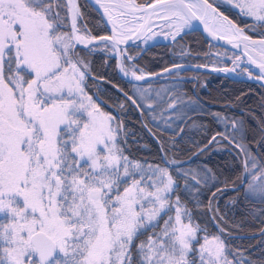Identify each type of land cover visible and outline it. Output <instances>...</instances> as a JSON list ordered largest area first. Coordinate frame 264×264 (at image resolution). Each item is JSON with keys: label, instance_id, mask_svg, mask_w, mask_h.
<instances>
[{"label": "snow or ice", "instance_id": "snow-or-ice-1", "mask_svg": "<svg viewBox=\"0 0 264 264\" xmlns=\"http://www.w3.org/2000/svg\"><path fill=\"white\" fill-rule=\"evenodd\" d=\"M96 2L112 24L111 35L97 38L86 25L82 28L76 0H0V264H237L235 257H242V252H233L221 235L209 237L207 229L192 223L176 195L178 177L167 167L132 162L124 154L119 143L121 134H127L124 123L101 111L86 92L90 67L79 46L109 41L104 47L123 57L126 49L120 45L134 36H157L167 28L165 39L175 41L191 19L203 22L210 17L217 26L205 25L209 36L227 39L233 47L243 43L248 62L264 80V39L251 40L209 0ZM225 2L264 28V0ZM69 18L70 30L63 31ZM156 20L164 21L158 25L161 32L153 31ZM256 44L259 61L249 54V45ZM118 67L124 76L146 79L134 64L126 67L121 59ZM138 91L139 101L125 96L143 116V108L154 110L155 105L147 98L148 89ZM177 103L169 97L164 111L175 110ZM214 115L224 120L225 131L197 146L198 153L222 140L233 145L240 170L223 181L224 188L239 193L245 185L246 198L264 203V163L242 137L237 139L242 124L231 121L234 131H229L227 118ZM260 142L264 143V121ZM161 150L167 151L163 142ZM183 176L195 185L217 180L211 168L203 175L190 170ZM221 191L217 185L216 192ZM208 207L218 211L212 201ZM200 232L205 233L202 243ZM239 264L254 262L244 258Z\"/></svg>", "mask_w": 264, "mask_h": 264}, {"label": "trees", "instance_id": "trees-1", "mask_svg": "<svg viewBox=\"0 0 264 264\" xmlns=\"http://www.w3.org/2000/svg\"><path fill=\"white\" fill-rule=\"evenodd\" d=\"M137 1L144 3L148 0ZM209 1L240 27L246 28L250 22L237 10L228 9L216 0ZM79 4L83 22L92 35H107L108 30L93 8L85 0H80ZM62 30L68 31L69 28ZM249 34L253 37H264V28L258 27ZM178 46L187 47L191 54L189 59H197L199 63H207L210 58L207 40L198 32H190L175 44H158L148 48L138 55L136 64L151 74L163 71L175 63L173 57ZM129 53L136 54L137 50L130 48ZM81 56L89 61L90 72L95 77H87L86 92L93 97L101 111L119 118L124 123L127 134H121L119 143L129 160L167 167L174 177H178L176 195H179L181 203L190 212L192 223L199 225L201 229H207L209 237L221 235L233 252H242V257H235L237 264L244 258L254 264H264V203H261L259 198H246L243 191L245 185H242L241 191L237 193L230 187L224 188L223 184L226 179L235 178L240 170L238 149L223 140L220 145H209L203 153H198L197 147H203L217 132L225 131L224 120L214 115L219 114L220 117L227 118L229 131H234L230 128L231 121L242 124L237 139L242 137V142L248 145L257 160L264 163V143L260 142L264 121V87L253 82L194 72H185L186 75H193V80L167 79L145 85L156 90L162 87L167 89L164 100L157 101L154 114H148L149 112L142 109L145 113L143 122L152 130L157 142L144 128L130 101L120 93L122 90L135 98L131 91L133 85L119 78L115 58L105 55L102 51L81 50ZM169 97L178 99V107L164 111ZM121 104L125 106L123 109L120 108ZM153 115L156 120L161 121L159 124L153 121ZM169 115L171 119H168ZM162 142L167 151L161 150ZM172 159L181 163L171 166L165 162ZM206 168H211L217 176V180H209L207 186L203 183L195 185L190 178L183 176L184 172L190 170L203 174ZM217 185L223 191L216 192ZM213 192H216L215 197L212 196ZM209 201H212L213 209H218L217 212L209 210ZM218 228L225 229L224 233H220ZM204 234L198 233L201 243ZM237 235L245 237L237 238Z\"/></svg>", "mask_w": 264, "mask_h": 264}, {"label": "water", "instance_id": "water-1", "mask_svg": "<svg viewBox=\"0 0 264 264\" xmlns=\"http://www.w3.org/2000/svg\"><path fill=\"white\" fill-rule=\"evenodd\" d=\"M85 1L95 10V12L98 14V16L101 18V20L103 21L104 25L108 29L109 35H111L112 34V24L109 23L108 17L104 13V9H102L99 6V4H97L96 0H85ZM150 2H152V0L147 1L144 4H147V3H150ZM76 3H77V5L79 7V10H80L79 0H76ZM217 10L219 12H221L222 14H224L218 8H217ZM80 12H81V10H80ZM68 23H69V29H70V18L68 19ZM78 23H79V21H78ZM233 23L236 24L234 21H233ZM157 24H158V20H156L155 23H154V25H153V31L155 30ZM205 25H207V24L204 21L202 22L201 20L191 19L189 26H186V28L181 32L180 36H178L176 39H178L179 37H181L182 35H184V34H186L188 32H192V31L199 32L211 44H213L215 46H218L220 48H224V49L232 52L236 57H239V59L245 65L250 66L252 68H255V69H257L260 72V70L256 67V65L251 64V63L248 62V56L245 55V48H244V44L243 43H241L239 47H233V45L231 43H229L227 39L214 40L211 36H209L208 32L205 31ZM207 26L209 28H213V27H210L209 25H207ZM237 27H239V26L237 25ZM244 34L245 35H248L245 32H244ZM148 36H151L150 39H154L155 44H163V43H166L165 41H158V39H155L154 36H152L151 33H148L146 36L142 34L139 38H137V37L134 36L133 37V40H129L127 42V44H122V45H120V47H121V49H126V50L128 48H130V47H135V46L139 45L140 43L144 42L145 40H147L148 39L147 38ZM248 36L250 37L251 40H256V41H259L261 39H264V38H254V37H251L250 35H248ZM97 38H99V37H97ZM102 43H108V44H110L109 41H101V40L97 39L96 41H94V43L92 45H89V48H83V46H79V48L82 49V50H89L90 48L96 47L97 45L102 44ZM249 49H250L249 54L252 55L255 59H257L259 61L260 60V45L259 44L249 45ZM115 59H116V69H117L118 76L120 77V79L124 80L127 83H131V84H143V83L158 81V80L162 79V77L168 73V72H165V71H161V72H158V73H155V74H151V75L146 76V79L145 80L137 81V80L133 79L132 77L124 76V74L120 71V68L118 67V63L121 61V59H123V57H120L118 55H115ZM171 68L172 69H175L174 67H171ZM212 69L213 68H210V67L209 68H202V67H193L192 68V70L195 71V72L222 73V71H213ZM232 72H234V71H232ZM89 77L95 78L92 74H90ZM236 80H239V81L245 80V81H249V82H254V83L260 84V85H262L264 87V80L259 79V78L236 79ZM120 93L123 95V97H126L125 96V92H123L122 90H120ZM134 108L138 112L140 118H142L141 109H137L135 106H134ZM215 225L217 226V224H215ZM236 237L237 238H242V237H245V236H243V235H237Z\"/></svg>", "mask_w": 264, "mask_h": 264}, {"label": "rangeland", "instance_id": "rangeland-1", "mask_svg": "<svg viewBox=\"0 0 264 264\" xmlns=\"http://www.w3.org/2000/svg\"><path fill=\"white\" fill-rule=\"evenodd\" d=\"M216 1H219V3L220 4H222L223 6H226V8H228V9H230V8H232L233 10H237V12H239V10L238 9H236V8H234V7H232L230 4H228V3H226L225 2V0H216ZM61 15H62V17H63V15H64V11H62L61 12ZM241 15V14H240ZM242 17H245V16H243V15H241ZM245 19H248V20H250V22L247 24V26H246V28L245 29H247L248 30V32H252V31H255L258 27H260L259 26V24L256 22V21H254V20H252L251 18H248V17H245ZM156 30H158V32H161V29L158 27V28H156ZM168 31V29L167 28H165V29H163V32H162V36H161V38L163 39V40H171V38L169 37L168 39H165V35L163 34V33H166ZM105 49V48H104ZM184 51H186V49L185 48H183V46H178L176 49H175V52H174V56L175 57H173L174 58V62H177L178 60H180L179 58H181V59H183L182 57H180L179 56V54H181V53H183ZM175 53H177V55L175 54ZM179 56V57H178ZM87 60V59H86ZM88 61V60H87ZM88 63H89V61H88ZM131 65H133V63L131 62L129 65L128 64H125V66L126 67H130ZM136 66V65H135ZM89 67H90V63H89ZM136 68L137 69H140L139 67H137L136 66ZM175 75V77H178V76H181L182 74H181V72H178V75H177V73H175L174 74ZM138 89H140V90H142V89H148V93H149V95H148V99L149 100H151L153 103H154V105H155V108H157L156 107V105H158V103H157V101H159V102H161V101H163L164 100V98H165V94H166V92H167V89H166V87H162V88H160L159 90H156L154 87H152V86H132V88H131V91H132V93L137 97V99H138V101L140 100V92L138 91ZM157 94H159V95H157ZM179 106H181V103L179 104ZM178 107V106H177ZM155 108H154V110H149V109H147V108H143L145 111H147V112H150L151 111V113H155ZM176 120H180V119H176ZM155 123H157V124H159L160 122L158 121V120H153ZM129 133L131 134V133H133V132H131V131H129ZM134 134V133H133ZM218 150L219 151H222L220 148H218ZM171 161V160H170ZM170 161L168 162V163H170ZM170 164H172V163H170ZM175 165V164H174ZM197 172V171H196ZM201 175H203L202 174V172H199ZM254 198H256V197H254ZM230 259H232V256H230L229 257Z\"/></svg>", "mask_w": 264, "mask_h": 264}, {"label": "bare ground", "instance_id": "bare-ground-1", "mask_svg": "<svg viewBox=\"0 0 264 264\" xmlns=\"http://www.w3.org/2000/svg\"><path fill=\"white\" fill-rule=\"evenodd\" d=\"M204 22H205L207 25H209L210 27H213V28H215V27L217 26V23H216L215 21H213L210 17H206V18H204ZM163 23H164V21H160L158 25L163 24ZM101 46H102L103 48H105L104 45H101ZM129 76L131 77V75H129Z\"/></svg>", "mask_w": 264, "mask_h": 264}, {"label": "flooded vegetation", "instance_id": "flooded-vegetation-1", "mask_svg": "<svg viewBox=\"0 0 264 264\" xmlns=\"http://www.w3.org/2000/svg\"><path fill=\"white\" fill-rule=\"evenodd\" d=\"M219 49V48H218Z\"/></svg>", "mask_w": 264, "mask_h": 264}]
</instances>
